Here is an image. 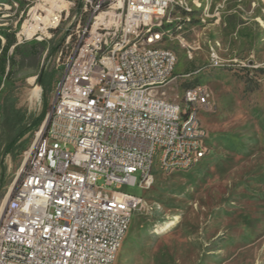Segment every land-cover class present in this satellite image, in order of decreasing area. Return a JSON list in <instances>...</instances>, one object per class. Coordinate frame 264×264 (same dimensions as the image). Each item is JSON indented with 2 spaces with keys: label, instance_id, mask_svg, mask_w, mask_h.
<instances>
[{
  "label": "rangeland",
  "instance_id": "obj_1",
  "mask_svg": "<svg viewBox=\"0 0 264 264\" xmlns=\"http://www.w3.org/2000/svg\"><path fill=\"white\" fill-rule=\"evenodd\" d=\"M40 1L0 0V29L19 46L11 75L0 84V208L44 122L25 137L23 152L3 157L8 130L2 108L39 115L42 89L36 77L45 67L53 73L48 114L82 32L91 26V15L76 12L78 0H65V10L62 3L53 10L58 22L41 32L37 20L51 6L37 8ZM162 21L161 48L177 60L165 97L181 104L186 89L210 91L208 105L198 111L206 152L184 172L162 173L155 165L147 190L121 187L144 199V207L133 213L113 264H264V0H172ZM67 34L59 53L44 61L47 51L39 43L51 41L50 48Z\"/></svg>",
  "mask_w": 264,
  "mask_h": 264
},
{
  "label": "built area",
  "instance_id": "obj_2",
  "mask_svg": "<svg viewBox=\"0 0 264 264\" xmlns=\"http://www.w3.org/2000/svg\"><path fill=\"white\" fill-rule=\"evenodd\" d=\"M82 1L80 15H91V26L0 208V264H113L117 242L144 207L121 187L152 186L153 149H161L162 173L206 152L196 123L209 103L207 87L194 88L186 104L170 101L164 88L177 60L154 55V38L123 50L167 0Z\"/></svg>",
  "mask_w": 264,
  "mask_h": 264
},
{
  "label": "trees",
  "instance_id": "obj_3",
  "mask_svg": "<svg viewBox=\"0 0 264 264\" xmlns=\"http://www.w3.org/2000/svg\"><path fill=\"white\" fill-rule=\"evenodd\" d=\"M75 6L76 12L80 14L83 6L82 0H78L75 3ZM50 32L54 33L55 31ZM68 35L69 34L63 35L59 44L53 45L50 48L48 45L51 43V41L43 40L41 43H39L41 51H47L44 61H47L52 55L59 53V49ZM10 50H12L11 57L8 55ZM18 51L19 46L16 44L14 35L0 29V84L3 78L6 79L11 75V67L15 63V57ZM52 79L53 73H48L45 67H42L36 77V83L42 89V109L39 115L36 117H25L18 111H15L11 106H5L2 108V118L6 125V129L8 130L7 141L5 142L2 149L3 157L10 156L14 159L19 153L23 152L25 150L26 143L25 137L33 134L41 126L49 110V106L46 102V94L50 89ZM3 170L4 168L2 169V172ZM0 185H2V177H0Z\"/></svg>",
  "mask_w": 264,
  "mask_h": 264
},
{
  "label": "bare ground",
  "instance_id": "obj_4",
  "mask_svg": "<svg viewBox=\"0 0 264 264\" xmlns=\"http://www.w3.org/2000/svg\"><path fill=\"white\" fill-rule=\"evenodd\" d=\"M59 3H62L63 6H61L62 10H65L64 7L66 5L65 0H41L38 4L37 8H44V7H50L51 6V12H48V15L43 19H38L37 21L39 24L43 23V26H38L39 31L46 32V30L52 26H54L58 22V16L53 13V10H56V8L59 7ZM172 0H167L166 4H162V12L154 19V24L151 26L145 27L144 29H136L134 32V36L131 38V40H127L123 43V50L124 51H132L140 47L141 44L145 43L148 38H154V41H151V51L154 55H162V53H168L170 54L173 59L176 60L175 55L170 50L161 48L162 43V37L164 36V32L158 31L160 28L161 23L163 22V16L164 14L171 8ZM60 11V9H59ZM104 14H100L95 18V21L98 23L101 21ZM31 83V81H30ZM200 86V85H199ZM197 88V87H194ZM194 88L186 89L181 97V104H186V98L188 94H190ZM37 89L38 87H34L31 90V93L33 97L37 95ZM31 95V97H32ZM176 113H183V106L179 108V106H176ZM196 131L197 132H204V128L200 122V120H197L196 123ZM204 155H199V159H190V166H178L177 168H171L170 170H163V173H172V172H184L189 170L191 167H193L196 163H198ZM158 170H161V149H153L151 151L150 156V167H148V174H154L156 172V166ZM149 188H142L141 190H147ZM142 199V198H141ZM7 200V196L4 198V202ZM127 233V232H126ZM124 239V238H123ZM123 239L121 241L117 242L116 249L114 251V254L112 255V263H114V260L118 254V251L120 250V247L122 245Z\"/></svg>",
  "mask_w": 264,
  "mask_h": 264
},
{
  "label": "water",
  "instance_id": "obj_5",
  "mask_svg": "<svg viewBox=\"0 0 264 264\" xmlns=\"http://www.w3.org/2000/svg\"><path fill=\"white\" fill-rule=\"evenodd\" d=\"M46 126H47V118H45V120L43 122V125H42V128L40 130V133L45 132Z\"/></svg>",
  "mask_w": 264,
  "mask_h": 264
}]
</instances>
